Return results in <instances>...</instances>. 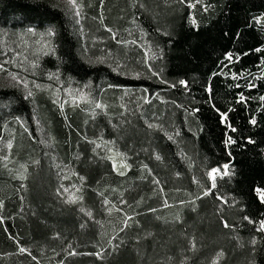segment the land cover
<instances>
[{"label": "trees", "instance_id": "1", "mask_svg": "<svg viewBox=\"0 0 264 264\" xmlns=\"http://www.w3.org/2000/svg\"><path fill=\"white\" fill-rule=\"evenodd\" d=\"M81 1L79 26L51 0H0L7 42L29 28L52 39L49 53L19 49L30 80L89 87L102 105L63 111L44 91L0 88V144L4 122L20 118L9 165L22 167L10 173L0 159V264H264L256 230L264 221V20L256 23L264 0H200L194 9L180 0ZM137 40L142 48L127 44ZM104 149L124 165L116 169ZM224 164L229 175L204 195L208 170ZM63 183L75 186V202Z\"/></svg>", "mask_w": 264, "mask_h": 264}, {"label": "rangeland", "instance_id": "2", "mask_svg": "<svg viewBox=\"0 0 264 264\" xmlns=\"http://www.w3.org/2000/svg\"><path fill=\"white\" fill-rule=\"evenodd\" d=\"M54 4L60 6L61 8H64L67 12L74 15L76 18V23L80 26L82 24V13H83V3L81 0H76V4L78 5V9L72 7L71 5L67 4V0H51ZM79 11L80 15L76 16L75 12ZM30 29V28H29ZM23 29L18 30L17 34L14 35L16 41L13 42V44H10L5 40V35L7 32L0 29V63L4 65V68L7 69V72H0V88H8V89H19L21 90L26 97L28 96V92L30 91L32 94L34 91H44L45 93H48L53 103L59 107L61 110L66 111L67 109H74V108H83V109H89L92 110L95 105V101L93 98H91L89 87L86 86H70L66 87L61 84L58 85H41L37 84L30 80V77L27 75L26 68L22 65L21 55L19 53V49H23V47L28 49H35L39 50L41 53H49L52 51V39L48 34H43L42 36L36 37L34 36V32L31 29ZM133 35L127 34V36ZM21 41V42H20ZM142 40H137V42L133 41H127V44L131 45H137L138 47L142 48L144 46V43L141 42ZM92 43H98L97 39H94ZM15 45V46H14ZM88 51L87 55L91 61H105L106 58H104L101 55L94 54L92 55ZM9 73H12L16 75L17 79L20 80V83L17 84L15 80L12 79V77L9 75ZM27 84V87H24V84ZM32 96V95H31ZM136 98L135 102L140 103L142 98L140 97L139 93H135ZM103 109V108H102ZM35 122L39 130L40 137L42 141L46 144L47 139H50L48 137L47 133H44L41 131V125L39 124V121L36 120ZM21 120L20 118H10L8 117V120L4 122L3 124V131H4V139L0 144V159L3 163V167L7 169L8 172L17 173L19 168H22L21 165H9L11 162L10 158V148L9 145L12 146L13 144V132H14V126L20 125ZM13 135V136H12ZM105 152L109 153L110 157L113 160L114 166L116 169H119L124 165L123 158L118 155L117 153L113 152L112 149H104ZM9 166V168H8ZM62 164L59 165L61 168ZM63 195L71 200H76L77 198V191L76 189L70 185H66L63 183ZM65 189H68V191H65ZM264 191V189L262 190ZM74 194V195H73ZM260 195V194H259Z\"/></svg>", "mask_w": 264, "mask_h": 264}, {"label": "snow or ice", "instance_id": "3", "mask_svg": "<svg viewBox=\"0 0 264 264\" xmlns=\"http://www.w3.org/2000/svg\"><path fill=\"white\" fill-rule=\"evenodd\" d=\"M180 2H181V3H187V6H188L189 8H193V9H194V8L196 7V4L200 3V0H194V2H191V0H180ZM67 4H69V5H71L72 7L78 9V5L76 4V0H67ZM204 10L207 11V6L204 7ZM75 15H76V16H79V15H80V13H79L78 10L75 12ZM261 20H264V17H258V18H256V23H260ZM192 23H193V25L196 24V21H195V18H194V17H192ZM29 30L31 31V29H29ZM109 31H110V30H109ZM113 38H115V37H113ZM259 50H260V49H257V51H259ZM245 54H247V53H245ZM239 58H240L239 55H237V56L235 57V60H234V57H233V54H232V53H225V60H227L229 63H232V62H239ZM221 63H223V62H221ZM228 66H229V64H223V67H224V68H226V67H228ZM149 70L151 71V67H150V66H149ZM0 72H7V69L4 68V65H3L2 63H0ZM222 73H223V68H221V72H219V73H214L213 75H218V74H222ZM9 75L12 77L13 80L16 81L17 84L20 83V80L17 79L16 75H14V74H12V73H9ZM153 75H157V76H158V73L153 72ZM236 78H237V77L234 75V76H233V79H236ZM179 83H180V85H182L185 89L188 88V83H187V81L181 80ZM236 86L239 87V85H236ZM248 86H249V88L255 87V85L252 84V83H249ZM24 87H27V84H26V83L24 84ZM171 87H175V85H171ZM207 91H208L209 94H210V93H211V88L209 87V88L207 89ZM31 95H32V93L29 91V92H28V96H31ZM245 99H246V98H245L244 95L241 93V94H240V99H239L238 102H239V103H244V102H245ZM262 99H264V98H262ZM145 102H146V103L149 102L147 98H145ZM96 107H97V108H101L102 105L99 104V103H97V104H96ZM193 111H198V109H193ZM217 111L219 112V109H217ZM220 116H221V120H222V122L225 123L226 127H228L232 132H235L236 129H235L234 127H232L231 124L228 122V114H227L226 112H220ZM250 123L253 124V125H255V124H256L255 119H254V118L251 119V120H250ZM150 126H151V125H150ZM248 142L251 143V142H253V141H251V140L249 139ZM233 143H235V140H233V138H232L231 136H229V137L227 138V140L225 141V145H226V147L229 146V145H231V144H233ZM9 147H11V145H9ZM97 147H99V145H97ZM229 155H230V153H229ZM157 159H159V157H157ZM229 167H230L229 164H224L222 167L211 168V169L208 170V172H207V176H208V177L210 178V180H211V188L206 189L205 192H204V195H210V194H211V189H214V188L216 187V179H217V176H219L221 179H223L224 176L229 175ZM156 183H159V182L156 181ZM73 187H75V186H73ZM65 191H68V189H65ZM258 192H259V194H260V200H261V202L264 203V191H262V190H258ZM73 195H74V194H73ZM217 199H220L223 203H227V201L224 200L223 197H217ZM69 202H75V200H74V199H71ZM107 203H108V202L105 201V204H107ZM165 205H167V202H166V201H165ZM88 215L91 216V213H88ZM129 219H130V217H129ZM245 219H247V220L249 221V223H255V221H252V220H251L250 218H248V217H245ZM126 223H127V221H125V224H126ZM225 227H228L227 223H225ZM256 230H257V231H264V221H260V222H259V226L257 227ZM254 243H255V241H253V244H254ZM194 247H195V246L193 245V248H194ZM20 252H21V253L25 252V249L21 247V248H20ZM70 254H71V255H75L76 253H70ZM97 255H98V254H97Z\"/></svg>", "mask_w": 264, "mask_h": 264}]
</instances>
